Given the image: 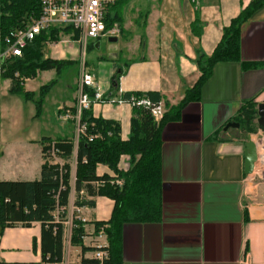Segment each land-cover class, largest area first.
<instances>
[{
	"label": "crops",
	"instance_id": "obj_1",
	"mask_svg": "<svg viewBox=\"0 0 264 264\" xmlns=\"http://www.w3.org/2000/svg\"><path fill=\"white\" fill-rule=\"evenodd\" d=\"M254 1L259 0H199L196 10L192 0H122V20L117 23L121 37L127 38V33L137 27L143 29L135 40L126 39L129 57L125 68L115 66L95 79L85 63L96 84L88 92L93 95L99 91L104 98L89 112L93 118L118 123L123 141L131 137L134 117L133 106L122 100L124 95L155 93L161 98L158 105L163 110L155 122L160 123L165 114L169 116L160 132L161 219L122 227L119 264H264V182H248L245 174L246 144L249 135L254 140L260 132L258 106L264 104V5L241 28L240 60L218 63L199 100L186 105L179 114L174 111L201 77L199 60L214 53L224 30ZM71 44L63 45L65 49L50 59L71 62L67 54ZM97 44H93L95 48ZM140 51L136 59H128ZM80 56L82 62L81 47ZM252 65L258 67H247ZM3 83L10 91L11 81L0 78V86ZM77 96L78 87L72 103L58 109L59 121L66 109L75 106ZM248 102L256 105L254 133L242 129L238 121ZM231 122L240 127L225 131ZM57 131L53 137H31L13 141L15 144L3 141L0 182L40 180L45 162L41 140L75 141L74 127L70 133ZM119 168L128 171L130 158L123 157ZM76 169L74 150L72 179ZM97 175L115 176L104 165L98 167ZM71 189L67 218L72 206L77 207L72 180ZM89 200L94 206L81 207V216L89 223L87 233L92 234L96 224L111 219L115 203L105 197ZM63 228L62 264L90 261L92 251L83 254L72 240L69 246ZM41 233L40 224L7 229L0 238V258L8 263H40ZM89 241L82 243L92 250ZM103 241L109 243L108 237ZM73 249L77 250L75 258Z\"/></svg>",
	"mask_w": 264,
	"mask_h": 264
},
{
	"label": "trees",
	"instance_id": "obj_2",
	"mask_svg": "<svg viewBox=\"0 0 264 264\" xmlns=\"http://www.w3.org/2000/svg\"><path fill=\"white\" fill-rule=\"evenodd\" d=\"M122 2L113 7V15L106 18L107 29L121 23ZM264 5V0L254 1L231 25L224 30L223 38L214 53L199 60L201 77L196 85L187 91L183 101L174 109L177 114L189 103L200 98L202 87L212 76L214 67L221 62L240 60V32L242 26ZM41 15L39 0H0V53L5 51V39L10 32L26 28ZM72 33L69 28L45 31L28 44L21 57H11L2 68L1 78L11 81L10 92L23 94L24 84L34 79L39 72L56 71L60 75L70 61L44 59V49L48 42L60 41L59 33ZM78 34L74 33V39ZM256 68L258 65L247 66ZM49 87V86H47ZM46 87V88H47ZM146 98L153 105H158L161 98L155 93L126 94L122 100L131 103L132 99ZM154 101V102H153ZM132 133L127 141L121 138L120 125L103 118H93L89 111L83 115L87 131L80 137L77 149V169L75 176V206L93 207L97 197L114 201V210L107 223L96 224V229L106 227L111 253V264H119L121 230L129 223H154L162 214V175L160 158V132L169 120L164 115L160 123L155 122L150 110L146 107L133 106ZM173 110V109H171ZM257 117L256 105L248 102L238 118L242 129L254 133V122ZM55 143L57 157L62 165L55 164L48 154L52 143ZM44 164L41 168V179L33 182H0V238L7 229L31 228L40 224L41 256L40 263H8L0 258V264H62L63 233L61 223L56 222L58 209H64L61 218L67 217V208L71 195V161L74 155L73 140H41ZM130 158L128 171H121L120 161ZM100 165L107 166L114 174L98 176ZM78 223V222H77ZM84 233L80 225L73 232L72 245L82 248V253L89 251L83 246L81 237ZM37 248L34 241V249ZM83 260L82 264H91Z\"/></svg>",
	"mask_w": 264,
	"mask_h": 264
},
{
	"label": "built area",
	"instance_id": "obj_3",
	"mask_svg": "<svg viewBox=\"0 0 264 264\" xmlns=\"http://www.w3.org/2000/svg\"><path fill=\"white\" fill-rule=\"evenodd\" d=\"M122 0H39L41 6V15L26 28L10 32L5 39V51L0 53V78L2 76L3 64L11 57H21L23 50L32 43L41 33L53 29L69 28L72 33H59L60 41L48 42L49 47H57L60 44L69 45L77 42L83 52V59L80 69V82L78 86V96L75 106L66 109L60 116L62 122H73L75 127V155L77 154L78 143L81 136L87 131V124L83 123V115L90 111L92 105L104 100L102 94L96 91L91 95L88 91L95 89L94 77L87 73L85 67V53L91 40H100L102 38L119 39L122 35L121 28L114 24L111 28L106 27V18L110 15V9L116 6ZM196 7L199 6V0H192ZM74 33L78 38L74 39ZM132 106L146 107L150 110L155 120H159L163 115V110L159 105H153L148 99H132ZM1 111V110H0ZM254 142L257 146V161L253 172L248 175V182H264V133L259 132L254 135ZM48 154L55 164L62 165V161L57 157L55 143L51 144ZM76 166V161H75ZM72 183H75L73 176ZM64 209H58L55 214V220L65 226L68 234V244L70 246L73 232L80 225L84 229L81 237L83 243L90 239L89 247L92 248L91 264H111L110 245L107 241L106 227L96 229L92 234L87 233L88 221L81 216L82 208L73 207L69 218L62 219L61 214ZM68 211V208H67ZM78 222V223H77ZM93 239V240H92Z\"/></svg>",
	"mask_w": 264,
	"mask_h": 264
},
{
	"label": "rangeland",
	"instance_id": "obj_4",
	"mask_svg": "<svg viewBox=\"0 0 264 264\" xmlns=\"http://www.w3.org/2000/svg\"><path fill=\"white\" fill-rule=\"evenodd\" d=\"M120 10V9H119ZM115 10L110 9V14ZM143 29L138 27L127 33V38L131 40L140 37ZM78 38V37H77ZM125 37H120L117 43H110L108 38L91 40L89 49L85 56L88 72L94 75L95 79L104 77L111 68L117 66L124 69L127 61L128 50ZM128 40V41H129ZM100 43L97 50L93 44ZM69 59L71 63L66 66L62 73L58 75L56 71L39 72L36 78L28 79L24 84V92L29 93L26 97L23 94H12L9 88L0 86V146L3 141L15 144L17 140H28L31 137L56 136L58 130L72 132L73 125L70 122H62L57 118L56 113L64 104H71L74 92L80 82L81 56L80 44L74 42L69 46ZM63 44L57 47H45L44 59L55 58L61 50ZM142 51L128 59H136ZM49 86V87H47ZM47 87V88H46ZM65 128V130L61 128ZM75 129V127H74ZM4 147V146H3ZM68 254L70 247L66 246ZM77 255V250L73 249V258Z\"/></svg>",
	"mask_w": 264,
	"mask_h": 264
},
{
	"label": "water",
	"instance_id": "obj_5",
	"mask_svg": "<svg viewBox=\"0 0 264 264\" xmlns=\"http://www.w3.org/2000/svg\"><path fill=\"white\" fill-rule=\"evenodd\" d=\"M111 42H115L116 39H110ZM100 48V44L96 45V49ZM239 123H229L226 125L224 130H228L229 128H239ZM258 129L260 132L264 133V104H260L258 106ZM245 174L250 175L253 172L254 165L257 161V146L252 136L249 135L248 142L246 144V152H245Z\"/></svg>",
	"mask_w": 264,
	"mask_h": 264
},
{
	"label": "bare ground",
	"instance_id": "obj_6",
	"mask_svg": "<svg viewBox=\"0 0 264 264\" xmlns=\"http://www.w3.org/2000/svg\"><path fill=\"white\" fill-rule=\"evenodd\" d=\"M114 96V95H113Z\"/></svg>",
	"mask_w": 264,
	"mask_h": 264
}]
</instances>
